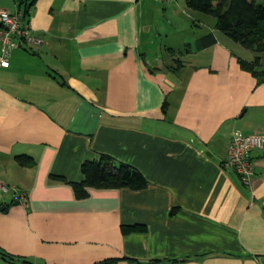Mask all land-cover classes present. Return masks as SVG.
I'll use <instances>...</instances> for the list:
<instances>
[{
    "label": "crops",
    "instance_id": "0c3cea01",
    "mask_svg": "<svg viewBox=\"0 0 264 264\" xmlns=\"http://www.w3.org/2000/svg\"><path fill=\"white\" fill-rule=\"evenodd\" d=\"M32 1L0 0L42 41L0 66V264H264V148L249 184L223 164L233 132L264 131L257 54L179 0ZM102 154L148 186L77 198Z\"/></svg>",
    "mask_w": 264,
    "mask_h": 264
},
{
    "label": "trees",
    "instance_id": "16d2710c",
    "mask_svg": "<svg viewBox=\"0 0 264 264\" xmlns=\"http://www.w3.org/2000/svg\"><path fill=\"white\" fill-rule=\"evenodd\" d=\"M35 0L31 2L33 3ZM187 8L211 15L216 19V28L226 34L233 41L257 55L252 61L240 58L241 65L264 81V0H185ZM29 13L24 12L26 16ZM18 163L26 166L34 164V160L28 156L18 157ZM84 179L79 182H70L75 190L77 198H85L91 188H129L141 190L148 186L149 181L143 173L133 165L118 162L110 155L102 154L99 159L86 160L81 165ZM53 179L67 181L60 175H53ZM15 202V201H13ZM140 225H126L124 232L144 230ZM0 256L13 262L15 258L0 250ZM118 258H107L94 264H117ZM154 261L142 264H154Z\"/></svg>",
    "mask_w": 264,
    "mask_h": 264
},
{
    "label": "built area",
    "instance_id": "2783aa9c",
    "mask_svg": "<svg viewBox=\"0 0 264 264\" xmlns=\"http://www.w3.org/2000/svg\"><path fill=\"white\" fill-rule=\"evenodd\" d=\"M170 1V0H163ZM30 21L26 20L21 11H0V66L8 67L9 58L15 48L21 43L38 47L42 41L31 33ZM264 148V131L254 133H242L235 131L227 146L224 165L233 168L241 180L249 184L255 174L252 152ZM11 192V186L0 179V195ZM13 201L28 204L25 194L13 193Z\"/></svg>",
    "mask_w": 264,
    "mask_h": 264
},
{
    "label": "rangeland",
    "instance_id": "374dc122",
    "mask_svg": "<svg viewBox=\"0 0 264 264\" xmlns=\"http://www.w3.org/2000/svg\"><path fill=\"white\" fill-rule=\"evenodd\" d=\"M181 1H183V3L185 4V0H179V2H181ZM186 7V6H185ZM198 13H200V12H198ZM205 15L206 17H209V19H212V20H215V18L213 17V16H211V15H207V14H204V13H200V15ZM193 21H194V19H193Z\"/></svg>",
    "mask_w": 264,
    "mask_h": 264
}]
</instances>
